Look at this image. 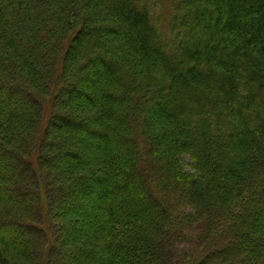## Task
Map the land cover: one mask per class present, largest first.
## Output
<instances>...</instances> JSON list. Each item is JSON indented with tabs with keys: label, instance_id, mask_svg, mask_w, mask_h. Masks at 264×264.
Wrapping results in <instances>:
<instances>
[{
	"label": "trees",
	"instance_id": "1",
	"mask_svg": "<svg viewBox=\"0 0 264 264\" xmlns=\"http://www.w3.org/2000/svg\"><path fill=\"white\" fill-rule=\"evenodd\" d=\"M263 228L264 0H0V264H264Z\"/></svg>",
	"mask_w": 264,
	"mask_h": 264
},
{
	"label": "rangeland",
	"instance_id": "2",
	"mask_svg": "<svg viewBox=\"0 0 264 264\" xmlns=\"http://www.w3.org/2000/svg\"><path fill=\"white\" fill-rule=\"evenodd\" d=\"M44 14L46 13V11H42ZM46 16V15H45ZM45 47V46H43ZM40 63V62H39ZM42 64V62L40 63ZM39 67V65H38ZM178 135L176 134H171V138H168V143L173 142V144H176V140H177ZM234 154H230L229 156H233ZM102 156L101 159L102 160ZM125 162H122V164H124ZM193 159L187 155V154H181L180 159H179V167L180 170L184 173L190 174L192 176L197 175L196 169H195V165L193 164ZM93 167L95 169H100L99 167L102 166L103 162L99 161V160H95L94 161ZM63 165L56 166L55 168H52V171L48 172L47 174V178L48 180L54 184V186L59 185V183L61 182H65L67 184V180L72 178V176L70 175V178L67 177V175L65 174L66 170H63L64 168H62ZM103 167V166H102ZM103 169V168H102ZM3 171H5V169H3ZM78 171H76L77 174ZM54 177H53V176ZM59 177V178H58ZM158 194V195H157ZM156 197H159L160 193H157ZM60 201L63 199L62 197H60ZM58 200V198H57ZM59 201V200H58ZM66 201V199L64 200V202ZM69 204L67 205V210H65V212H61L60 208H53L54 212L58 215V217L55 218V221L58 222L60 225H64L65 231H69V235L73 236V233L71 232V230H73L74 228H76V226L80 227L82 224L84 226H90L93 227L95 225L101 224L103 222V216L102 213L100 211H94L91 214H89L87 210H85L86 208H89V206L92 204V197L90 196H81V197H76V198H69L68 200ZM60 203V202H59ZM85 206V207H84ZM185 210L187 212H190L191 210L189 209V207L185 206ZM228 218H230V214L229 215H225ZM224 216V220L226 219V217ZM264 229V228H263ZM88 232V231H87ZM83 238L85 236H82ZM89 239H85V241H83V246L86 248H96V251L104 254L105 250L102 248L101 246V242L99 240H97L96 238H92L90 236H88ZM71 240V238H70ZM69 240V241H70ZM228 240V239H227ZM227 240L225 239L224 241L221 242H216V241H211V245L212 243H214L213 245H220L221 247L227 243ZM76 240L73 238L70 242H66L65 243V247L66 249H70L72 246H77L79 245L78 242L74 243ZM81 241V240H79ZM71 243V244H69ZM146 248V247H145ZM110 251V250H108ZM244 252V251H243ZM112 258L114 260V262H117V258L116 255L112 254Z\"/></svg>",
	"mask_w": 264,
	"mask_h": 264
}]
</instances>
